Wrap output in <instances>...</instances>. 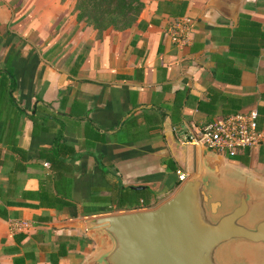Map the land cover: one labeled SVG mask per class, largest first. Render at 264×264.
Masks as SVG:
<instances>
[{
  "label": "crops",
  "instance_id": "obj_1",
  "mask_svg": "<svg viewBox=\"0 0 264 264\" xmlns=\"http://www.w3.org/2000/svg\"><path fill=\"white\" fill-rule=\"evenodd\" d=\"M139 1L98 33L73 0H0V264H84L96 243L73 225L134 211L118 188L188 179L181 135L230 114L254 110L263 140L214 155L264 186V0Z\"/></svg>",
  "mask_w": 264,
  "mask_h": 264
},
{
  "label": "water",
  "instance_id": "obj_2",
  "mask_svg": "<svg viewBox=\"0 0 264 264\" xmlns=\"http://www.w3.org/2000/svg\"><path fill=\"white\" fill-rule=\"evenodd\" d=\"M162 128L172 139L168 118ZM186 150L190 177L156 208L73 225L96 243L84 264H251L236 252L264 248V186L206 147Z\"/></svg>",
  "mask_w": 264,
  "mask_h": 264
},
{
  "label": "built area",
  "instance_id": "obj_3",
  "mask_svg": "<svg viewBox=\"0 0 264 264\" xmlns=\"http://www.w3.org/2000/svg\"><path fill=\"white\" fill-rule=\"evenodd\" d=\"M188 26L175 24L169 30V37L176 46L186 44ZM256 112L234 113L204 125L201 129L188 135H181L180 141L185 145L206 147L209 151L232 158L238 153L257 147L263 140L256 127ZM187 175L178 173L182 183Z\"/></svg>",
  "mask_w": 264,
  "mask_h": 264
},
{
  "label": "trees",
  "instance_id": "obj_4",
  "mask_svg": "<svg viewBox=\"0 0 264 264\" xmlns=\"http://www.w3.org/2000/svg\"><path fill=\"white\" fill-rule=\"evenodd\" d=\"M75 19L84 21L98 33L112 29L122 31L130 27L142 9L139 0H73ZM177 181L174 185H178ZM148 189L133 191L129 188H118L113 192L111 202L114 211L150 208L156 198ZM123 203V204H122Z\"/></svg>",
  "mask_w": 264,
  "mask_h": 264
},
{
  "label": "rangeland",
  "instance_id": "obj_5",
  "mask_svg": "<svg viewBox=\"0 0 264 264\" xmlns=\"http://www.w3.org/2000/svg\"><path fill=\"white\" fill-rule=\"evenodd\" d=\"M82 22L85 24V22L83 20H82ZM180 185H181V183H179L177 186L173 185L167 189L161 188L159 191L156 192L157 196L154 200V203L150 204L151 205L150 208H144V209L141 208V209H136V210L130 211V212L146 211V210H151V209L156 208L158 205H160L161 203H163L164 201L169 199L177 191V189L180 187ZM130 212H125V213H130ZM117 214H123V213L114 212L112 214H109L108 216L117 215ZM103 216H104V214H102V215L100 214V216H96L94 218L103 217ZM241 250H242L241 252H236V253L246 256L248 259V263H250V260H251V264H264V248L263 247H261V248H259V247H245L244 249H241ZM249 254H250L251 259L249 258Z\"/></svg>",
  "mask_w": 264,
  "mask_h": 264
}]
</instances>
